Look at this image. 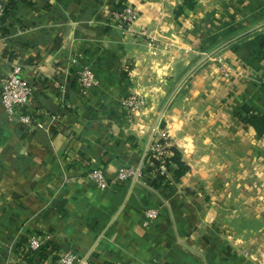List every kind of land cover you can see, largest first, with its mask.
<instances>
[{"label": "crops", "instance_id": "obj_1", "mask_svg": "<svg viewBox=\"0 0 264 264\" xmlns=\"http://www.w3.org/2000/svg\"><path fill=\"white\" fill-rule=\"evenodd\" d=\"M120 1L15 0L0 23V90L21 64L33 109L60 115L30 128L0 98V264H54L68 249L93 264H264V0L183 12L186 0H129L130 28ZM85 65L98 80L87 96ZM132 93L147 100L136 114L122 103ZM162 131L190 169L155 186L148 149ZM123 167L142 174L108 188L88 175L112 183ZM37 234L47 242L30 249Z\"/></svg>", "mask_w": 264, "mask_h": 264}, {"label": "built area", "instance_id": "obj_2", "mask_svg": "<svg viewBox=\"0 0 264 264\" xmlns=\"http://www.w3.org/2000/svg\"><path fill=\"white\" fill-rule=\"evenodd\" d=\"M8 0H0V18L6 12V4ZM114 18L124 28H130L139 18L140 12L138 7L130 3L129 0H121L118 7L114 9ZM77 59L72 58V63H76ZM223 70L226 74L229 73L228 66L223 65ZM23 66L15 64L10 71L3 77L0 90V98L5 108L7 116L20 123H23L30 128L37 126L51 127L53 123L60 119V115L51 114L46 111H35L31 106L32 96L35 92V87L30 84L22 74ZM78 83L81 93L87 96L94 86L97 85L98 80L95 71L89 66L85 65L78 70ZM264 83V79H263ZM123 106L129 114H136L147 105V100L144 96L138 93H132L123 99ZM171 144L168 140L167 133L162 131L159 138H155L148 149V155L153 156L160 161L155 164L149 157L150 166H154L151 170L153 179L160 175H165L170 178L171 170L167 164V157H170L173 152L170 150ZM171 166H175L171 163ZM142 174L141 169L123 167L120 168L117 177L111 183L109 178L102 168H93L88 172V175L101 188H108L117 183L130 181L136 179ZM159 212L155 208H150L147 211L148 219H156ZM48 237L45 234H37L29 238L28 247L33 250L42 248ZM54 264H93L91 257L80 256L74 250L68 249L55 260Z\"/></svg>", "mask_w": 264, "mask_h": 264}, {"label": "trees", "instance_id": "obj_3", "mask_svg": "<svg viewBox=\"0 0 264 264\" xmlns=\"http://www.w3.org/2000/svg\"><path fill=\"white\" fill-rule=\"evenodd\" d=\"M14 4H15V0H8L6 4V12L4 16L0 18V23H2L5 20V17L10 13L11 8L13 7ZM194 6L195 3L193 0H186L185 4L180 7L179 12H183L186 7L193 8ZM170 150L173 152V154L170 157H167L166 159H167L168 167L173 173V178L170 179L165 175H160L158 178L153 179V183L155 186H160V185L167 186L170 184V182H172V180L179 181L181 177L185 175L190 169V166L183 160L182 153L177 147L171 145ZM149 157H151V159L154 161L156 165L160 163V161L154 158L153 156L148 155V159ZM171 163H174L175 166L174 167L171 166ZM153 167L154 166H149V169L152 170Z\"/></svg>", "mask_w": 264, "mask_h": 264}]
</instances>
